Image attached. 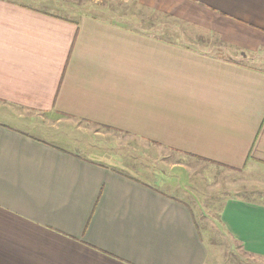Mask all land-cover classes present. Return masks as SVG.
<instances>
[{"label":"crops","instance_id":"crops-1","mask_svg":"<svg viewBox=\"0 0 264 264\" xmlns=\"http://www.w3.org/2000/svg\"><path fill=\"white\" fill-rule=\"evenodd\" d=\"M91 1L0 0V264H210L178 172L264 197V0ZM218 202L264 260L262 197Z\"/></svg>","mask_w":264,"mask_h":264},{"label":"rangeland","instance_id":"rangeland-1","mask_svg":"<svg viewBox=\"0 0 264 264\" xmlns=\"http://www.w3.org/2000/svg\"><path fill=\"white\" fill-rule=\"evenodd\" d=\"M75 3H82L86 6L93 5L91 0H74ZM99 2V1H98ZM95 9V7H87V9ZM63 14L66 12H62ZM135 15V12H131L128 8H122L123 17L129 18V14ZM130 14V15H131ZM150 18H154L157 20H163V17L158 15H152ZM175 29H179V32L190 33L188 30H184L181 27H177ZM211 50V49H210ZM234 56H229L232 58L233 62L245 63L246 60L238 55L233 54ZM248 55V54H247ZM248 57H252L248 55ZM248 63L253 62L252 58L247 60ZM254 63V62H253ZM84 127H93V126H84ZM96 130L97 127H93ZM101 131V130H98ZM105 132V131H103ZM108 133V132H107ZM111 138V140L109 139ZM107 139L108 143H113L114 139L109 137ZM135 139V138H132ZM123 143H127L126 148L121 147L122 150L116 153H122L124 161L129 164H132L133 167L142 168V166L147 164L145 154L141 152L145 151L144 145L141 143H137L135 140H123ZM116 146L111 147L115 149ZM128 147V148H127ZM117 147L116 149H118ZM135 151V153H134ZM157 159V169L158 173L163 171L170 172L169 165L162 167V159L166 157L169 163H182L185 162H196L192 159H188L185 156L179 155H166L165 156H156ZM194 164V163H193ZM197 168L199 169L198 173L195 171H187L184 175L181 171L178 172L180 177V182L182 185L187 187V201L191 205L194 210L195 216L197 217L199 226L201 228V232L203 235V239L208 248V261L210 264H264V260L251 257L243 252L240 246L229 237V235L224 231V229L220 226L218 222V214L221 203L218 202L219 199L227 196L231 197H240V198H254V199H262L263 196L252 195V194H244L241 193L242 188H232L230 186V182H240V178H231L228 176L225 171L220 170L219 168H214L209 164L199 163L197 162ZM127 165V166H128ZM194 167L192 164H190ZM196 165V164H195ZM200 165L202 167H200ZM131 166V165H129ZM126 168V167H123ZM137 168L135 170H129L130 172L136 173L137 176L145 178L146 176L142 175ZM176 172V171H175ZM174 175V173H173ZM146 179V178H145ZM149 181L148 179H146ZM156 183V182H155ZM154 183V184H155ZM242 184V182L240 183ZM157 185V184H155ZM158 186V185H157ZM240 187V185L238 184ZM159 187V186H158ZM190 194V195H189Z\"/></svg>","mask_w":264,"mask_h":264}]
</instances>
